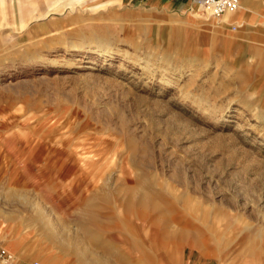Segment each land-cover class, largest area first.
I'll list each match as a JSON object with an SVG mask.
<instances>
[{
  "label": "rangeland",
  "instance_id": "374dc122",
  "mask_svg": "<svg viewBox=\"0 0 264 264\" xmlns=\"http://www.w3.org/2000/svg\"><path fill=\"white\" fill-rule=\"evenodd\" d=\"M253 1L233 29L204 13L124 21L111 0H0V224L26 260L264 264Z\"/></svg>",
  "mask_w": 264,
  "mask_h": 264
},
{
  "label": "crops",
  "instance_id": "0c3cea01",
  "mask_svg": "<svg viewBox=\"0 0 264 264\" xmlns=\"http://www.w3.org/2000/svg\"><path fill=\"white\" fill-rule=\"evenodd\" d=\"M198 5H200L196 0H111L113 2L112 7L108 13H116L121 19L124 21H131L132 19H136L139 16H144L145 18H151V19H168V18H175L180 19L182 22H184V19L186 17V13H204L206 17L209 18H215L218 24L213 25L215 28H224L225 25H234L240 28L243 24L247 22L249 18H251V13L255 12V9L258 8V3L254 2L253 0H245V5H243V8H239L232 12L224 14L220 17H209V15L202 9L200 10H194V2ZM240 3V0H239ZM250 3H256L257 6L251 7L250 13L247 10L246 7H250ZM254 9V10H253ZM264 11V6L262 7V13ZM233 13H237V16L232 19ZM257 13V12H255ZM203 14V15H204ZM241 14V15H240ZM246 21V22H245ZM185 23V22H184ZM212 25V24H211ZM214 28V29H215ZM230 27H228L229 29ZM232 29V28H230ZM226 30V27H225ZM253 30H251L250 33H246L249 38V35L251 36V33ZM224 34V33H223ZM244 33L240 35L238 32V36L242 37ZM262 31H259L256 34V37L253 36V41H256L258 38L261 37ZM233 35V34H232ZM249 40V39H248ZM223 45H228V43L224 42V37L222 38ZM230 43V42H229ZM241 45L242 43H238ZM12 232V231H11ZM9 230H5V227H3L0 224V249L4 248L9 250L13 253L15 257V263L14 264H31L26 259H31L34 254L27 249H22L20 246V242L18 238L15 240L12 236ZM187 264H206V261H198V263L195 261L194 263L188 262Z\"/></svg>",
  "mask_w": 264,
  "mask_h": 264
},
{
  "label": "built area",
  "instance_id": "2783aa9c",
  "mask_svg": "<svg viewBox=\"0 0 264 264\" xmlns=\"http://www.w3.org/2000/svg\"><path fill=\"white\" fill-rule=\"evenodd\" d=\"M209 17H220L232 13L239 8V0H196ZM233 29L235 25H232ZM15 257L7 249H0V264H14ZM31 264H45L41 260H33Z\"/></svg>",
  "mask_w": 264,
  "mask_h": 264
},
{
  "label": "bare ground",
  "instance_id": "6f19581e",
  "mask_svg": "<svg viewBox=\"0 0 264 264\" xmlns=\"http://www.w3.org/2000/svg\"><path fill=\"white\" fill-rule=\"evenodd\" d=\"M241 15V14H240ZM237 16V13H233V15L231 16L232 19L235 18ZM246 22V21H245ZM234 29H236V26L234 27Z\"/></svg>",
  "mask_w": 264,
  "mask_h": 264
}]
</instances>
